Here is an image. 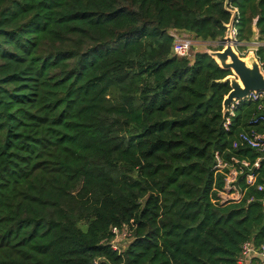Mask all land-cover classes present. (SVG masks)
<instances>
[{
	"label": "trees",
	"instance_id": "obj_1",
	"mask_svg": "<svg viewBox=\"0 0 264 264\" xmlns=\"http://www.w3.org/2000/svg\"><path fill=\"white\" fill-rule=\"evenodd\" d=\"M231 7L237 49L263 40L264 0H0V264H239L264 244V155L232 146L263 131L259 103L226 127L232 71L173 50L223 40ZM218 155L249 162L240 202L214 201Z\"/></svg>",
	"mask_w": 264,
	"mask_h": 264
},
{
	"label": "built area",
	"instance_id": "obj_2",
	"mask_svg": "<svg viewBox=\"0 0 264 264\" xmlns=\"http://www.w3.org/2000/svg\"><path fill=\"white\" fill-rule=\"evenodd\" d=\"M231 9L237 11L236 8ZM175 37L173 50L179 56H189L192 46L195 44L194 39L190 36H187L183 33L174 32ZM233 35L236 38V28L233 29ZM223 42L221 41V44ZM239 42L237 40V47ZM257 49V48H256ZM264 70V69H263ZM242 101H255L259 103V108L261 109L260 116L255 120V122L260 121L264 125V90L261 91H251L250 94L241 100H235L230 105L228 112L226 113V127L230 123L231 117L235 115V110L237 106ZM250 146L255 148L260 153L264 155V129L263 131H257L252 129L251 131H240L233 141L232 146L234 148H238L240 146ZM232 162H226L222 158L217 156V163L215 168L221 172L225 173V185L222 189L218 190L217 197L214 200L216 203L221 205H225L231 202H240L244 197V192L240 189L238 185V178L242 174V165L249 166V162L246 160L239 161L238 159L232 157ZM260 158L256 160L254 163L255 167L259 166ZM241 165V167H238ZM246 183L248 185L254 186L256 185V175L254 173H248L246 176ZM257 189L260 191H264V185L259 184ZM251 200V199H250ZM264 206V199L262 201ZM115 233L114 238L112 239V245L115 249L124 248L120 242H118L117 238L120 237L121 234H124L126 237V233H120L117 228L113 229ZM117 241V242H116ZM264 264V244L261 246H256L251 241H247L242 245L241 256L239 259V264Z\"/></svg>",
	"mask_w": 264,
	"mask_h": 264
},
{
	"label": "water",
	"instance_id": "obj_3",
	"mask_svg": "<svg viewBox=\"0 0 264 264\" xmlns=\"http://www.w3.org/2000/svg\"><path fill=\"white\" fill-rule=\"evenodd\" d=\"M232 16L227 24V32L224 36L222 49H210L207 51L216 62L225 69L232 71L225 80L230 81V91L223 101V112L226 114L230 105L235 100L246 98L251 91L264 90V70L256 53L251 51L246 57H242L237 49V39L233 35L236 11L228 8Z\"/></svg>",
	"mask_w": 264,
	"mask_h": 264
},
{
	"label": "rangeland",
	"instance_id": "obj_4",
	"mask_svg": "<svg viewBox=\"0 0 264 264\" xmlns=\"http://www.w3.org/2000/svg\"><path fill=\"white\" fill-rule=\"evenodd\" d=\"M216 41H211L210 43H201V44H194L193 45V48L191 49V52H190V57H192L193 56V54H194V51H208V50H210V48H212V49H216V48H218L217 46H220V45H223V44H217V43H215ZM239 53H240V55L242 56V57H246L247 56V52H244L243 50H238V49H236ZM117 240H118V242H120L121 244H122V246H125V244H126V242H127V239H126V237H125V235L124 234H121L120 235V237L119 238H117ZM117 242V241H116Z\"/></svg>",
	"mask_w": 264,
	"mask_h": 264
},
{
	"label": "crops",
	"instance_id": "obj_5",
	"mask_svg": "<svg viewBox=\"0 0 264 264\" xmlns=\"http://www.w3.org/2000/svg\"><path fill=\"white\" fill-rule=\"evenodd\" d=\"M257 31V30H256ZM183 34H185V33H183ZM185 35H187V36H189L188 34H185ZM194 42L196 43V44H201V43H210L211 41H201V40H195L194 39ZM215 43H217V44H221V41L220 40H218V41H216ZM243 45V47L244 48H246V49H243V51L244 52H247V53H250L251 51H256V48L259 46V45H264V39L263 40H260V37H259V34H258V32H256V35H255V37H254V40L252 41V42H250V43H248V44H242ZM217 47H219V46H217ZM211 49V48H210ZM217 49V48H216ZM242 50V49H241ZM209 51V50H208ZM248 55V54H247Z\"/></svg>",
	"mask_w": 264,
	"mask_h": 264
}]
</instances>
